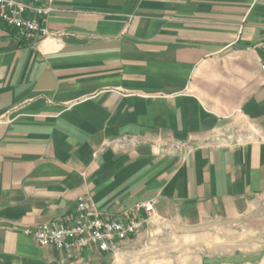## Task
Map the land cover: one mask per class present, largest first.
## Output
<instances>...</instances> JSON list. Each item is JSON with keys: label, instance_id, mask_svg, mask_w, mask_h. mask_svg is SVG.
Masks as SVG:
<instances>
[{"label": "crops", "instance_id": "obj_1", "mask_svg": "<svg viewBox=\"0 0 264 264\" xmlns=\"http://www.w3.org/2000/svg\"><path fill=\"white\" fill-rule=\"evenodd\" d=\"M42 5L49 37L0 29V264H163L165 234L264 231V0ZM80 198L154 212L107 252L24 233Z\"/></svg>", "mask_w": 264, "mask_h": 264}, {"label": "built area", "instance_id": "obj_2", "mask_svg": "<svg viewBox=\"0 0 264 264\" xmlns=\"http://www.w3.org/2000/svg\"><path fill=\"white\" fill-rule=\"evenodd\" d=\"M43 0H0V29L12 31L22 42L30 44L49 37L47 27L49 9ZM259 46L264 48V39ZM3 123V121H0ZM145 210L147 218L136 219L132 215ZM154 212V204L136 205L125 213L126 220L108 221L102 218L93 203L79 199L73 221L58 226L42 225L24 233L33 236L40 246L55 247L66 252L97 248L101 252L112 250L141 233L143 226Z\"/></svg>", "mask_w": 264, "mask_h": 264}, {"label": "rangeland", "instance_id": "obj_3", "mask_svg": "<svg viewBox=\"0 0 264 264\" xmlns=\"http://www.w3.org/2000/svg\"><path fill=\"white\" fill-rule=\"evenodd\" d=\"M162 242L166 259L163 264H171V260L181 264H210V261L212 264H261L264 261V231L254 232L241 226H218L203 236L165 234Z\"/></svg>", "mask_w": 264, "mask_h": 264}]
</instances>
